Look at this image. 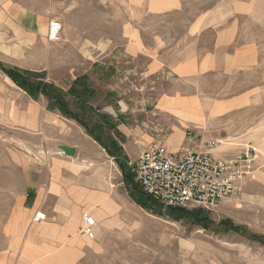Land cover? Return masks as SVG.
<instances>
[{"label":"rangeland","instance_id":"rangeland-1","mask_svg":"<svg viewBox=\"0 0 264 264\" xmlns=\"http://www.w3.org/2000/svg\"><path fill=\"white\" fill-rule=\"evenodd\" d=\"M107 5V1L99 0H8V7L0 9V62L21 71L42 73L38 80L52 83L63 92L81 76L91 88V94L82 97L83 104L76 102L77 106L72 105V97L65 96L78 119L48 109V99L43 94L33 99L55 114L54 119L61 125L67 123L64 131L56 132V138L43 137L39 146L37 132H22L10 126L12 119H6L11 117L14 105L23 106L27 99L0 70V220L25 181L19 162L39 153L46 157L47 150L62 152L54 148L62 142L78 143L76 134L86 132L79 120L100 137L102 142H96L103 151L99 150L104 159L105 153L108 155V164L117 169L119 178L120 161L129 172L127 162L134 157L130 150L142 146L141 139L135 142L130 138L127 142L125 132L167 136L179 120L159 110L161 99L167 93H195L196 88L186 86L165 67L144 70L146 61H135L129 70L122 58L101 55L96 44L111 39L118 50L123 33L121 16L117 13L115 22L108 20ZM184 6L177 13L142 17V38L153 52L163 50L155 49L159 42L168 44L174 40L179 60L186 61L187 54L195 51L201 67L219 68L198 75L203 82L199 89L204 91L199 96L208 102L212 97L240 96L241 103L206 127L215 135L211 138H217L215 145L223 140L237 151L247 143L251 145L256 152L254 172L213 209L196 206L169 211L158 202L154 206L149 202L148 208H143L128 196V190L127 197L122 192L125 202L117 210L116 223L101 229L99 255L87 264H264V0H188ZM230 10L238 13L226 14ZM203 17L202 25L212 21L216 26L199 34L189 33V23ZM51 18L62 24L58 41H47L46 31L41 34L37 27L43 22L47 29ZM234 31L233 45L214 48L215 40L225 41ZM209 52L211 57H207ZM226 53L232 57L227 58ZM164 116L168 122L162 120ZM143 120L147 125L137 128ZM48 125L46 132L50 134L54 129ZM182 129L187 136L189 131H198L196 126ZM157 141L162 143L161 138Z\"/></svg>","mask_w":264,"mask_h":264},{"label":"crops","instance_id":"crops-1","mask_svg":"<svg viewBox=\"0 0 264 264\" xmlns=\"http://www.w3.org/2000/svg\"><path fill=\"white\" fill-rule=\"evenodd\" d=\"M99 1L108 3V20L111 19L115 22L118 13L123 23L120 29L123 32L122 40L118 41L119 49H116V41L102 40L96 44V49L100 54L106 53L112 59L122 58L129 64V70H131V63L135 61L139 63L146 61L144 70L152 68L154 71H158L165 67L186 82V86L196 88L195 93H167V96H163L161 99L159 110H166L179 120V123L173 126L167 136L158 137V135L131 130L125 132L127 142L130 138H133L135 142L141 139V145L144 146L161 138L162 144L169 151L186 145L209 152L214 158L225 159V157L234 155L238 148L234 146L233 151L230 147L231 144L229 146L223 140L213 147L198 144L199 137L203 140H216L217 138H211L210 135H215L206 126L210 127L212 120L216 122L224 113L234 110L238 102L241 103L240 96L212 97L211 102L203 100L199 96L204 95V91L199 89L203 86V82L202 79H197L198 75L219 68L216 65L211 68L201 67L195 51L187 54L186 61L179 60L176 52L177 44L174 43V40L168 44L159 42L155 49L163 50L153 52L154 49L150 50L147 41L142 38V17L145 19L149 15L180 12L188 0H120L118 4L119 0ZM2 2L3 5L0 6V9H6L8 0H2ZM209 11L210 9L203 11L201 16L206 15ZM234 13L238 12L230 10L226 14ZM138 15L139 23L136 24ZM204 19L205 17L197 21L198 19L194 18L189 23V33L199 34L207 28L216 26L212 21L202 25ZM38 24L40 23L38 22ZM42 26L46 29L43 22L37 27L39 32L44 34L46 30H42ZM235 36L236 31L225 41L215 40L214 48L233 45ZM242 48L243 46L236 48L234 53ZM212 52H209L207 57H211ZM228 53L230 54V52ZM82 56H84L83 53ZM173 57L176 59H169ZM226 57L231 58L232 55L229 57L226 53ZM76 76L77 74L73 77ZM15 87L27 100L23 106L14 105L11 108V117H6L7 120L8 118L12 119L9 120L12 122L9 123L10 126L17 127L25 133L37 132L35 138L40 143L39 146H42L43 137L46 139L56 138V132L64 131L67 123L64 122V126L61 125L58 119H54L57 117L55 114H51L41 104H37L25 91L16 85ZM13 110L17 111V114ZM13 118H16V121H13ZM157 120L168 122L166 117ZM48 123L54 129V131H50V134L46 132ZM144 125H147L145 120L136 127L141 129ZM183 126H196L198 131L201 129L202 131H189L192 135L188 134L187 136V131L182 129ZM136 134H140L139 137H136L138 136ZM76 137L78 143H60V145L72 146L75 149L71 156L58 151L57 144L54 145L57 151L49 152L47 150L46 157L39 156V153L30 158L25 156L23 162H19L21 174L26 177L25 181L20 183V192L14 196L7 214L0 220V264H87L90 258L99 255L100 231L110 228V225L113 227L116 223L117 210L125 202L127 189L121 173L118 172V178L117 169L108 164L109 157L106 153V159L103 158L99 150L103 151V148L83 131L77 133ZM19 141L23 145H29L28 141ZM141 148L130 150L134 157L129 159L135 158ZM123 149L125 151V145H123ZM228 149L229 152H227ZM125 153L129 157L128 152ZM122 192L125 193V196ZM37 211L45 213L43 220H33V215ZM88 218L93 222V238H89L83 231L88 223Z\"/></svg>","mask_w":264,"mask_h":264},{"label":"built area","instance_id":"built-area-1","mask_svg":"<svg viewBox=\"0 0 264 264\" xmlns=\"http://www.w3.org/2000/svg\"><path fill=\"white\" fill-rule=\"evenodd\" d=\"M61 31V22L51 18L46 29L47 40L61 39ZM216 143L212 139H198V144L203 146L213 147ZM255 157L256 152L248 143L231 157L220 159L190 146L169 151L161 142L154 141L144 146L127 165L140 189L164 208L213 209L239 189L243 178L254 172ZM44 218L42 211L33 215L35 221ZM87 221L83 231L93 238V222L90 218Z\"/></svg>","mask_w":264,"mask_h":264},{"label":"trees","instance_id":"trees-1","mask_svg":"<svg viewBox=\"0 0 264 264\" xmlns=\"http://www.w3.org/2000/svg\"><path fill=\"white\" fill-rule=\"evenodd\" d=\"M0 70L20 89L25 91L32 99H37L39 94H43L48 99V109H56L64 115L66 118H77L76 114L73 110L69 108L68 100L65 96L72 97V105L77 106L76 102H82V97H86L91 94V88L86 84V80L84 77L76 78L72 85L66 92H63L61 89L53 85L52 83H45L37 79L40 77L42 73H32L27 70H18L15 67L4 64L0 62ZM84 107H81L83 110ZM102 119L105 118L104 115L100 116ZM78 119V118H77ZM78 121V120H77ZM78 123L85 129V133L91 136L95 141L101 143V139L98 135H96L89 126H87L81 120ZM101 127V126H100ZM121 165L122 179L125 184L126 189L128 190L129 197L141 207L148 208L149 202L154 206L153 201L148 195H146L138 185L132 182L131 172H127L125 170V165ZM131 174V175H130ZM133 177V175H132ZM169 211H183L186 208L184 207H169Z\"/></svg>","mask_w":264,"mask_h":264},{"label":"water","instance_id":"water-1","mask_svg":"<svg viewBox=\"0 0 264 264\" xmlns=\"http://www.w3.org/2000/svg\"><path fill=\"white\" fill-rule=\"evenodd\" d=\"M58 148L66 155H73L74 154V148L72 146H68V145H58Z\"/></svg>","mask_w":264,"mask_h":264},{"label":"bare ground","instance_id":"bare-ground-1","mask_svg":"<svg viewBox=\"0 0 264 264\" xmlns=\"http://www.w3.org/2000/svg\"><path fill=\"white\" fill-rule=\"evenodd\" d=\"M42 30H44L45 31V28L42 26ZM58 40H60V38H58V39H56L55 41H58ZM49 41V40H48Z\"/></svg>","mask_w":264,"mask_h":264}]
</instances>
